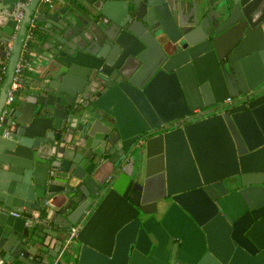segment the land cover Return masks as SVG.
<instances>
[{
    "label": "water",
    "instance_id": "obj_1",
    "mask_svg": "<svg viewBox=\"0 0 264 264\" xmlns=\"http://www.w3.org/2000/svg\"><path fill=\"white\" fill-rule=\"evenodd\" d=\"M1 74L0 264H264V0H0Z\"/></svg>",
    "mask_w": 264,
    "mask_h": 264
},
{
    "label": "built area",
    "instance_id": "obj_2",
    "mask_svg": "<svg viewBox=\"0 0 264 264\" xmlns=\"http://www.w3.org/2000/svg\"><path fill=\"white\" fill-rule=\"evenodd\" d=\"M30 1V0H27ZM43 3L46 4H51L52 0H41ZM25 6V4H21L18 3L15 6V9H18L19 11L17 12V14H15L14 16V22H16L15 25V31L18 30L19 25L23 19L24 13L23 10L20 8H23ZM37 29V23L34 21V19H32L28 25L27 28V33L25 35V38L23 40V44H22V49L18 58V62L15 66L14 69V75H13V79H12V83L10 85L9 91L7 93L6 96V100H5V105L7 108L11 107L15 100L17 99V95L20 92V90H22L25 86V82L27 80L26 75L28 74V70L31 68V61L28 60V55H29V43L33 42L34 40V31ZM14 39H15V35L11 38V40L7 43L4 44V61L5 63L7 62V60L9 59L12 49H13V43H14ZM3 73H4V69H3ZM2 73V74H3ZM2 74L0 75V85L2 82ZM231 98L226 99L224 102H222V105H227L231 103ZM7 108L3 111L2 116L7 114ZM204 117V113L201 110H196L194 112H192L191 114H189L188 116H186L185 118H182L179 121L180 126L188 124L190 122H194V121H198L200 119H202ZM13 216L18 217L17 214L12 213ZM79 226L76 228H73L70 232V236H75L76 233L79 230Z\"/></svg>",
    "mask_w": 264,
    "mask_h": 264
},
{
    "label": "crops",
    "instance_id": "obj_3",
    "mask_svg": "<svg viewBox=\"0 0 264 264\" xmlns=\"http://www.w3.org/2000/svg\"><path fill=\"white\" fill-rule=\"evenodd\" d=\"M35 16H33V18H34ZM30 61H32V60H30ZM26 78H27V80H26V82H25V86H24V88L22 89V90H20V92L18 93V95L20 94V93H22V92H24L26 89H27V87L32 83V80H34V77H33V74H30V73H28L27 75H26ZM18 95H17V97H18ZM16 101V100H15Z\"/></svg>",
    "mask_w": 264,
    "mask_h": 264
},
{
    "label": "trees",
    "instance_id": "obj_4",
    "mask_svg": "<svg viewBox=\"0 0 264 264\" xmlns=\"http://www.w3.org/2000/svg\"><path fill=\"white\" fill-rule=\"evenodd\" d=\"M36 34H37V30H35L34 31V40H33V42H31V43H29V54H31V53H33V49H34V47H35V37H36ZM28 60H32V58H31V56L30 55H28Z\"/></svg>",
    "mask_w": 264,
    "mask_h": 264
}]
</instances>
